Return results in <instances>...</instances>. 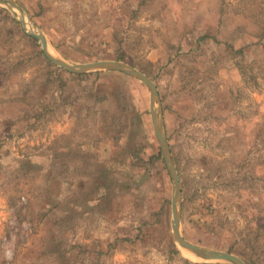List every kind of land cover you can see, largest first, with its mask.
Listing matches in <instances>:
<instances>
[{
    "label": "rangeland",
    "instance_id": "374dc122",
    "mask_svg": "<svg viewBox=\"0 0 264 264\" xmlns=\"http://www.w3.org/2000/svg\"><path fill=\"white\" fill-rule=\"evenodd\" d=\"M16 1L64 59L151 77L182 234L264 264V0ZM172 195L145 84L54 64L0 4V264H231L185 255Z\"/></svg>",
    "mask_w": 264,
    "mask_h": 264
},
{
    "label": "water",
    "instance_id": "95a60500",
    "mask_svg": "<svg viewBox=\"0 0 264 264\" xmlns=\"http://www.w3.org/2000/svg\"><path fill=\"white\" fill-rule=\"evenodd\" d=\"M0 4L6 6L12 11L14 17L20 21L25 29V32L30 36L37 38L42 46L45 56L54 64L73 73H85L91 70H109L119 71L132 75L140 79L148 89L150 101V114L153 124L154 132L158 138L161 151L166 162L167 168L170 172L173 181V195H172V230L174 239L178 245L187 248L194 252L197 256L204 259H219L230 262L231 264H248L241 256L219 250L211 247L201 245L187 239L181 232V214H182V186L180 177L175 163L169 139L166 134L164 126V114L160 101L159 93L157 91L154 81L146 73L137 67L117 59H96L88 61H69L56 54L49 44L47 35L40 29L28 16L26 19L25 7L16 0H0ZM20 10L21 16L15 14V9Z\"/></svg>",
    "mask_w": 264,
    "mask_h": 264
},
{
    "label": "bare ground",
    "instance_id": "6f19581e",
    "mask_svg": "<svg viewBox=\"0 0 264 264\" xmlns=\"http://www.w3.org/2000/svg\"><path fill=\"white\" fill-rule=\"evenodd\" d=\"M182 251L185 252V255H190L191 257H194V258L197 257V255L194 252H192L191 250L187 248L182 247Z\"/></svg>",
    "mask_w": 264,
    "mask_h": 264
}]
</instances>
